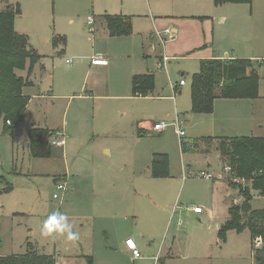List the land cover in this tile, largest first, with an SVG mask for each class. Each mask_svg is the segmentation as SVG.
Wrapping results in <instances>:
<instances>
[{"label":"rangeland","instance_id":"rangeland-1","mask_svg":"<svg viewBox=\"0 0 264 264\" xmlns=\"http://www.w3.org/2000/svg\"><path fill=\"white\" fill-rule=\"evenodd\" d=\"M8 4H19L15 29L43 58L24 88L30 102L22 120L8 133L0 120V255L35 250L55 264H256L262 238L252 243L249 230H230L221 240L218 233L231 205L243 202L239 186L231 187L225 173L198 174L218 175L225 166L216 159L217 142L205 140L264 137V0H0V11ZM106 15L127 18L131 33L111 35ZM166 29L176 38L165 41ZM58 35L67 37L64 52L52 42ZM162 57L169 60L160 68ZM212 58L250 61L260 76L259 98H218L212 112H195L193 75ZM28 67L17 73L27 78ZM149 72L153 91L134 95L133 77ZM177 118L182 138L174 126L151 130ZM37 127L55 129L65 141L52 145L50 158L28 148L29 130ZM156 154L168 157L166 177L152 174ZM243 179L252 208L263 209L264 196ZM56 211L67 215L76 239L42 236ZM128 236L142 258L119 249Z\"/></svg>","mask_w":264,"mask_h":264},{"label":"trees","instance_id":"trees-1","mask_svg":"<svg viewBox=\"0 0 264 264\" xmlns=\"http://www.w3.org/2000/svg\"><path fill=\"white\" fill-rule=\"evenodd\" d=\"M215 1L225 3L251 0ZM19 12V4H8L0 11V120H4L6 124L4 133L13 132L16 124L22 120L30 101V97L24 93V88L32 85L30 76L43 58V55L31 45L29 36L16 31L15 20ZM104 18L111 35L131 33V25L127 18L111 15ZM52 42L56 49L62 47L61 51H65L66 36H55ZM27 63L28 77L25 78L20 76L17 70L25 69ZM259 84L260 76L250 61L238 58L202 60L200 71L193 75L192 108L195 112H212L214 102L218 98L247 96L257 99ZM154 87L155 75L152 72L133 77V94L136 96H146ZM56 132L47 127L31 128L28 134L31 154L35 157L50 158L53 154L50 140ZM210 141L217 142L215 150L219 151L224 163L231 166L232 173L242 179H252L253 190L264 196V137H217L205 140L206 143ZM181 146L186 153L188 146L184 142ZM151 170L156 178L168 176V157L156 154ZM225 181L233 188L239 186L243 202L232 204L229 208V218L218 232L220 239L225 240L230 230L238 232L249 230L252 243L256 238H262L264 243V208H252L251 201L254 197L252 189L243 188L241 183L233 182L230 175L225 177ZM11 190V187L5 189L6 192ZM254 260L256 264H264V247L254 250ZM0 264H55V258L29 250L28 253L21 255H0Z\"/></svg>","mask_w":264,"mask_h":264},{"label":"built area","instance_id":"built-area-1","mask_svg":"<svg viewBox=\"0 0 264 264\" xmlns=\"http://www.w3.org/2000/svg\"><path fill=\"white\" fill-rule=\"evenodd\" d=\"M90 23H92V21H91ZM163 34L165 35V38H164L165 41H166L168 38H169V39H173V38L175 37V31H174V30H171V29H166V30L164 31ZM158 35L161 36L162 34L159 33ZM168 60H169L168 57H162V58L160 59V61H159V67H160V68L165 67V66H166V63H167ZM98 61H99V60H98ZM68 62H69V60H68ZM99 62H100V63H106V61H101V59H100ZM184 84H185V81H183V80H181L180 83H179V85H184ZM8 123H10V122H8ZM170 126H174V127H175V129H176V133H177V135H178L180 138H182V137H184V136L186 135L185 128H184V123H183V121H181L179 118H177V119H176L173 123H171V124L167 123L166 121H161V122L154 123V124L152 125L151 130H152V131H155V132H163L164 130H166V129H167L168 127H170ZM58 136H59V133L55 134V135L53 136V138L50 140V143H51L52 145H58V146H61V145H62V146H64L65 141H64L63 137L58 138ZM224 173L227 174V175H230L231 180H232L233 182H236V183H242V182L245 181L244 179H242V178H240V177H238V176H235V175L232 173V168H231V166H229V165H227V166L224 168ZM224 173H223L221 176H218V175H215V174H214V175H213V174H210V173L205 172V171H201L198 175H199V176H202V177H204V178H206V179H217V178H219V179H223V178H224V176H223ZM57 188H58V190L61 191V192H64V191L67 190V186H66V184L61 183V182L58 183ZM54 198H55V199L59 198V195H58V194H55V195H54ZM193 210H194V212H196V213H200V212H202L203 209H202V207L198 206V207H194ZM125 243H126L127 248L130 250V252H131V254H132V257H133L134 259L142 258V254H141V252H140L138 246L136 245L135 241H134L132 238H127L126 241H125Z\"/></svg>","mask_w":264,"mask_h":264},{"label":"clouds","instance_id":"clouds-1","mask_svg":"<svg viewBox=\"0 0 264 264\" xmlns=\"http://www.w3.org/2000/svg\"><path fill=\"white\" fill-rule=\"evenodd\" d=\"M67 233L69 240L76 239V234L72 232L71 225L67 222V215L56 211L53 212L43 223L41 234L44 237L55 235H63Z\"/></svg>","mask_w":264,"mask_h":264},{"label":"crops","instance_id":"crops-1","mask_svg":"<svg viewBox=\"0 0 264 264\" xmlns=\"http://www.w3.org/2000/svg\"><path fill=\"white\" fill-rule=\"evenodd\" d=\"M93 22L94 23V21L93 20H90L89 21V23L90 22ZM175 31V30H174ZM176 38V34H175V37L173 38V39H175ZM153 49H154V47H153ZM100 59H101V61H106L105 59H102V58H99L98 60L100 61ZM97 60V61H98ZM94 61V60H93ZM98 61V62H99ZM159 61H160V59H159ZM159 61H158V66H159ZM68 62V61H67ZM100 63V62H99ZM106 63H107V61H106ZM100 64H105V63H100ZM37 66V65H36ZM36 66H35V68H36ZM35 68H34V70H35ZM34 70H33V72H34ZM32 72V73H33ZM185 73H183V75H184ZM32 75V74H31ZM30 79H31V77H30ZM33 81V80H32ZM184 85H186V84H184ZM30 102V101H29ZM26 112V111H25ZM260 127H264V125L260 122L259 124H258ZM50 129H52V128H50ZM55 130V129H54ZM147 130H149V129H147ZM141 132L143 133V134H145L146 133V128H142L141 129ZM58 133V131L56 132V134ZM160 133V132H159ZM221 137H228V136H221ZM182 143V142H181ZM65 145V144H64ZM28 148H29V144H28ZM182 152H183V150H182ZM183 154H185L184 152H183ZM216 159L218 160V162L220 163L221 162V160L223 161V159H222V156L220 155V154H218L217 156H216ZM205 160V162H206V165L207 166H211V162L213 161L212 160V156H211V154H209V155H207L206 156V158L204 159ZM218 162H216V163H218ZM215 163V162H214ZM223 163H224V161H223ZM225 164V166L223 167V170L221 171V173H219L218 174V176H221L223 173H224V168L227 166L226 165V163H224ZM191 166V165H190ZM216 175V174H215ZM66 178V177H65ZM228 183V182H227ZM196 207H198V206H196ZM200 213H203V211L202 212H200ZM145 232H140V234H141V237L142 238H144L146 235L144 234ZM129 237H131V236H128V238ZM125 241H126V239L122 242H120V245H119V249L121 250V251H123V252H127V253H131L130 252V250L127 248V246H126V243H125ZM160 258L161 257H156V259H157V262H159L160 261Z\"/></svg>","mask_w":264,"mask_h":264},{"label":"bare ground","instance_id":"bare-ground-1","mask_svg":"<svg viewBox=\"0 0 264 264\" xmlns=\"http://www.w3.org/2000/svg\"><path fill=\"white\" fill-rule=\"evenodd\" d=\"M182 86V85H181Z\"/></svg>","mask_w":264,"mask_h":264}]
</instances>
